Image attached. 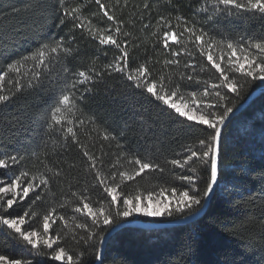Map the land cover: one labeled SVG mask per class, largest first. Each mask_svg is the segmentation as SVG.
Masks as SVG:
<instances>
[{"label": "trees", "instance_id": "1", "mask_svg": "<svg viewBox=\"0 0 264 264\" xmlns=\"http://www.w3.org/2000/svg\"><path fill=\"white\" fill-rule=\"evenodd\" d=\"M109 5L111 13L122 22V31L129 36H120L122 47L129 52L130 68L145 62L155 78L161 71L172 75L181 85V94L186 99L188 92L201 93L209 84L219 83V74L207 63L206 58L189 49L194 55H181L180 66L163 69L162 61L171 58L154 33L157 21L163 17L170 21L173 30L193 27L204 31L217 40H231L247 44L264 38V18L259 13L227 12L213 10V0H102ZM148 3L149 7L144 8ZM86 4L83 17L100 28L115 27L99 12L95 0H64L63 7ZM61 0H0V70L7 72L9 64L32 55L43 45L63 41L71 48V54L50 53L48 62L36 68L35 61L24 63L20 73H10L2 85L3 93L11 97L9 102L0 104V158L5 154L23 157L18 165L9 170H0V181L7 182L3 173L10 178L20 171L44 174L51 177L48 188L36 191L42 199L36 201L35 194L9 210L12 218L25 211L36 212L25 230L42 232V217L52 208L65 217L75 216L77 222L88 225V230L75 229L68 232L61 222L52 226L49 235H60L58 245L70 254L80 256L83 264H95L103 237L114 226L128 221L171 222L186 218L201 209L206 196L210 165L194 158L189 165L179 168L172 159L181 162L192 150L203 151L199 141L207 139L212 131L181 117L174 109L155 100L142 88H137L126 79V74L105 70L119 50L114 46H102L92 39L86 30L74 28L75 21L64 17ZM222 7V6H221ZM206 8V11L198 9ZM211 16L213 19L209 20ZM177 17L183 20L178 23ZM65 23L61 24L60 19ZM186 22V24L184 23ZM144 25L149 27L145 28ZM187 35V34H185ZM208 38V37H206ZM179 45H171L178 49ZM218 59L219 50L214 52ZM191 62L193 68H185ZM200 65H203L201 70ZM226 66V65H225ZM94 68L101 75L85 84L78 85L77 101L79 111L73 119L79 145L69 136L62 135L63 129L53 125L49 129L50 113L66 85L76 77L78 71ZM67 69V71H65ZM34 71L40 72L38 81L33 79ZM185 78L181 79L179 73ZM195 79L188 81L187 75ZM237 81L238 93L227 89H211L213 93L204 99L201 110L222 114L227 107L235 111L256 90L264 87V80H252L239 73L229 72ZM13 83L9 84L8 79ZM19 80L22 90L17 92L15 81ZM32 81L34 87H28ZM198 81V82H197ZM87 89V91H85ZM220 91L226 99L215 96ZM217 107L208 109L207 104ZM232 111V112H233ZM231 114V113H230ZM80 120L85 123L80 124ZM76 125H79L78 127ZM109 139L104 140L103 135ZM114 137V138H113ZM84 146L92 155L99 157L97 167L105 175L112 171L130 170L127 160L140 158L160 165L153 170L128 181L122 186L123 194L135 197L154 194L155 199L167 197L172 201V189L189 191L201 199L199 205L176 211V204L170 203L171 215L147 218L143 215L116 217L111 225L93 226L86 216L74 214L72 208L77 201L72 192L89 196L95 207L101 202L113 214L110 198L94 179L95 173L88 167L83 156ZM119 159L120 163L116 164ZM102 161V162H101ZM43 162V163H42ZM113 165H115L113 167ZM123 165V167H121ZM191 168H195L193 173ZM51 169V171H49ZM55 172L61 175L55 176ZM180 176H194L195 182L179 179ZM29 177V178H30ZM38 183V181H35ZM2 186V184H0ZM164 190V196L158 194ZM63 204L64 207H59ZM119 207L123 210L122 200ZM91 235L92 239L87 237ZM53 249L43 246L32 249L17 233L0 224V255L10 259H22L29 264H61L51 259ZM103 264H264V93L252 100L222 130L218 147V180L204 215L189 224L161 230L124 228L107 242Z\"/></svg>", "mask_w": 264, "mask_h": 264}, {"label": "snow or ice", "instance_id": "2", "mask_svg": "<svg viewBox=\"0 0 264 264\" xmlns=\"http://www.w3.org/2000/svg\"><path fill=\"white\" fill-rule=\"evenodd\" d=\"M119 2V0H117ZM95 4L99 8V12L103 15L111 25L115 27L100 28L92 25L91 21L83 17V9L86 4L80 3L72 7H63L64 0H61V6L63 7L64 17L71 18L75 21L73 27L88 31L92 39L98 40V43L102 46H114L119 50V55L114 60L104 66L105 70H111L117 73L126 74V79L131 81L137 88H142L148 94L155 98V100L162 102L170 109H174L181 117H185L188 121L195 122L200 125H206L208 129L212 131L208 134L207 139H201L199 141L200 146L204 149L202 152L199 150H192L182 162L177 159L169 161L172 165L184 168L189 165L190 161L194 158L200 160L205 165H210L209 179L207 182V188L203 192V196H208L212 191L213 186L218 180V145L221 137V128L228 119L229 114L233 109L227 107L222 114H216L214 112H204L201 110V105L204 104V99L209 95H212L209 91L211 89H227L230 93H238L237 81L229 76V72L239 73L241 76L251 78L252 80H264V38L258 41H250L247 44L234 43L231 40H217L214 37L208 36L204 31H197L195 26L183 27V31L173 30L170 26V21L165 20L163 17L157 21V31L154 33L159 39V42L163 45L165 50L169 51L171 58H165L162 61L164 70H167L171 66L179 67L180 60L177 57L187 55L192 57L194 51L199 52L201 57L206 58L207 63L219 74V83L209 84L203 92L197 93L191 91L187 93L190 99H186L181 94V85L179 82L173 80L172 75H166L165 71H161L155 78L152 76V70L145 62L138 67L130 68L129 66V52L127 47H122V43L126 44V41H121L119 37L129 36L128 32L122 31V22L117 19L115 15L111 13L109 5L102 2V0H95ZM222 6V7H221ZM149 5L146 2L144 8H148ZM213 10L217 13L227 12L229 15L233 14L232 10L248 13H259L264 18V0H213ZM199 11H206V8L198 9ZM178 23L183 20L182 17L176 18ZM209 20L213 17L209 16ZM60 23L64 24L65 19L61 18ZM186 24V22H184ZM145 28L149 27L144 25ZM187 34V35H185ZM208 37V38H206ZM189 44H192L194 51L189 49ZM171 45H179L178 49L171 48ZM219 50L218 59L214 56V52ZM72 49L65 47L63 41H54L52 45L45 44L32 55L23 57L21 61L9 64L7 66V72L0 70V104L9 102L11 97L3 93L2 85L5 82L6 77L10 73L19 74L20 69L24 66V63L32 60L35 61V67L40 68L44 66L49 59L50 53L62 52L65 54H71ZM226 65V66H225ZM185 68H193L194 65L189 62L184 65ZM203 70V65H200ZM67 71V69H65ZM99 77L101 73L95 71L94 68H90L87 71H78L73 75L76 77L73 81L66 85V89L59 96L55 106L50 113V121L48 124L49 129H53V125L60 126L54 130L62 131V135L65 139L71 137L73 143L79 145V140L76 131H74L73 125L76 121L73 117L76 116L79 111L77 101L82 98L83 94L77 95L78 85L85 84L88 81ZM181 79L185 78L183 72L179 73ZM40 72L34 71L33 79H39ZM188 81H193L195 77L191 74L187 75ZM9 84L13 83L12 79H8ZM198 82V81H197ZM16 91L22 90V86L19 80L15 81ZM32 81L28 82V87H34ZM87 91V89L85 90ZM215 96L223 101L226 96L221 94L220 91H215ZM208 109L217 107L214 104H207ZM80 124L85 123L84 120H80ZM77 127L79 125H76ZM110 137L108 134L103 135L104 140H108ZM114 138V137H113ZM83 150V156L87 158L89 164L88 167L95 173L94 179L99 183V186L110 198V207L115 206L116 211L113 214L109 209H106L101 202L99 207H95L89 196L84 193L72 192V197L75 198L77 203L72 208L74 214H80L81 216L88 217L93 226L99 227L103 225H111L115 223L116 217H129L134 212L142 213L145 216H161L165 212L171 215L170 203L176 204V211H182L185 208H192L194 205H199L201 199L195 194H190L189 191H181L177 196V190L172 189V196L174 200L168 201L167 197L163 199H155L152 192H148L146 196L137 194L134 198L124 195L122 186L128 181L135 180L136 177L141 176L147 172L153 170H160V165L151 161L143 160L140 158H131L127 160V164L131 166L130 170L112 171L110 175H105L97 167V161L100 159L97 156L92 155L84 146H81ZM23 157H17L15 155L5 154L4 158H0V170H9L11 166L18 165ZM102 162V161H101ZM43 163V162H42ZM119 159L116 164H119ZM115 165H113L114 167ZM123 167V165H121ZM51 171V169H49ZM190 171L195 173L196 169L191 168ZM5 180L0 181V224L7 226L8 229L14 231L19 235V238L30 245L32 249H39L43 246L48 249H53L51 259L61 262V264H83L80 256H74L64 247H54L58 245L61 237L57 234L55 237L49 235L52 226L61 222L64 229L68 232H73L75 229L88 230V225L85 223L77 222L76 217H65L57 213L56 208H52L47 211L42 217V232L39 230H25V226L28 221L37 215L36 212L25 211L23 215L12 218L9 210L20 202L25 201L30 197V194H35L36 201L42 199L41 195L36 191L42 186L48 188L51 177L44 174L35 175L28 171H20L18 175L14 174L12 177L7 176V172L3 173ZM55 176L61 175L60 172H55ZM30 177V178H29ZM179 179L188 181L189 183L195 182L194 176H180ZM38 181V183H35ZM164 196V190L158 194ZM122 200L123 210L119 207V201ZM144 201L148 203L145 204ZM59 207H64L63 204ZM88 240L92 239V236L87 237ZM96 260L103 264L100 253L96 254ZM0 264H29L28 261L22 259H10L6 255H0Z\"/></svg>", "mask_w": 264, "mask_h": 264}, {"label": "water", "instance_id": "3", "mask_svg": "<svg viewBox=\"0 0 264 264\" xmlns=\"http://www.w3.org/2000/svg\"><path fill=\"white\" fill-rule=\"evenodd\" d=\"M262 93H264V87L256 90L254 93H252L243 104H241L235 111H233L231 114H229L228 119H226L225 123L220 126L221 132L225 128V126L236 115H238L242 110H244L252 100L256 99ZM218 147H219V145H218ZM217 155H218V153H217ZM216 184H217V182H216ZM216 184L213 186V189L209 193V195L205 197V200H204V203H203V206L201 207V209L199 211H197L196 213H194V214H192L186 218L171 221V222H161V223L142 222V221H128V222H123V223H120V224L114 226L113 228H111V230L102 239L101 248H100V252H99L102 259L104 256V252H105V248H106V244H107L108 240L114 234H116L118 231H120L121 229H124V228H136V229H143V230L169 229V228L189 224V223H192V222L200 219L204 215V213L206 212V210L208 208V205H209L210 199L212 197V194L215 190ZM95 264H100V261H96Z\"/></svg>", "mask_w": 264, "mask_h": 264}, {"label": "rangeland", "instance_id": "4", "mask_svg": "<svg viewBox=\"0 0 264 264\" xmlns=\"http://www.w3.org/2000/svg\"><path fill=\"white\" fill-rule=\"evenodd\" d=\"M144 203L145 204H147L148 202L147 201H144ZM134 215L136 216V215H143L142 213H136V212H134ZM143 216H145V215H143ZM147 218H151V217H153V216H146ZM61 263V262H60Z\"/></svg>", "mask_w": 264, "mask_h": 264}]
</instances>
